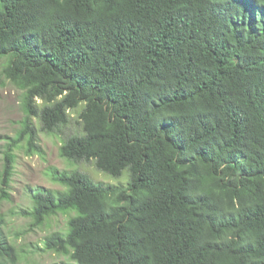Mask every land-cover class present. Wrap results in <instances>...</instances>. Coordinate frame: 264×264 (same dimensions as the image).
Listing matches in <instances>:
<instances>
[{
  "label": "trees",
  "instance_id": "1",
  "mask_svg": "<svg viewBox=\"0 0 264 264\" xmlns=\"http://www.w3.org/2000/svg\"><path fill=\"white\" fill-rule=\"evenodd\" d=\"M0 67L28 148L33 119L48 133L76 119L61 156L130 175L32 190L29 231L75 214L43 241L70 258L55 264H264V0H0ZM4 225L0 264H19Z\"/></svg>",
  "mask_w": 264,
  "mask_h": 264
},
{
  "label": "rangeland",
  "instance_id": "2",
  "mask_svg": "<svg viewBox=\"0 0 264 264\" xmlns=\"http://www.w3.org/2000/svg\"><path fill=\"white\" fill-rule=\"evenodd\" d=\"M22 98L23 91L20 88L7 80L0 82V174L3 168L2 151L12 140L21 137L14 149V175L6 188V196H2L0 191V216L5 219L3 236L19 251V264L68 262V256L42 251L43 241L54 233L66 234L69 220L75 214L59 213L50 217L41 228L29 231L32 219L24 212L33 208L32 190L63 193L66 188L55 180L56 174L63 172L86 173L95 182L108 187L126 186L130 175L125 171L121 177H113L99 171L93 162H72L61 156L60 149L64 141L71 135L82 134L76 119L51 133L43 131L39 120L33 119L35 143L34 147L28 148V135H22L26 116Z\"/></svg>",
  "mask_w": 264,
  "mask_h": 264
}]
</instances>
